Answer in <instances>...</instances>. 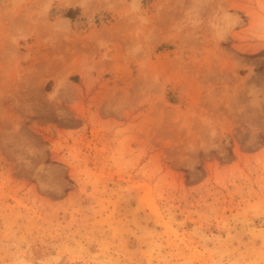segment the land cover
Listing matches in <instances>:
<instances>
[{"label": "rangeland", "instance_id": "rangeland-1", "mask_svg": "<svg viewBox=\"0 0 264 264\" xmlns=\"http://www.w3.org/2000/svg\"><path fill=\"white\" fill-rule=\"evenodd\" d=\"M0 0V264H264V0Z\"/></svg>", "mask_w": 264, "mask_h": 264}, {"label": "bare ground", "instance_id": "bare-ground-1", "mask_svg": "<svg viewBox=\"0 0 264 264\" xmlns=\"http://www.w3.org/2000/svg\"><path fill=\"white\" fill-rule=\"evenodd\" d=\"M68 3H70V4H71V3H76V1H74V0H69Z\"/></svg>", "mask_w": 264, "mask_h": 264}]
</instances>
